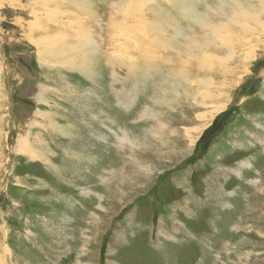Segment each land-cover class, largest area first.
<instances>
[{
	"label": "rangeland",
	"instance_id": "1",
	"mask_svg": "<svg viewBox=\"0 0 264 264\" xmlns=\"http://www.w3.org/2000/svg\"><path fill=\"white\" fill-rule=\"evenodd\" d=\"M200 1L0 0L2 263L264 264V0ZM111 18L154 60L109 45Z\"/></svg>",
	"mask_w": 264,
	"mask_h": 264
},
{
	"label": "bare ground",
	"instance_id": "2",
	"mask_svg": "<svg viewBox=\"0 0 264 264\" xmlns=\"http://www.w3.org/2000/svg\"><path fill=\"white\" fill-rule=\"evenodd\" d=\"M43 1V0H42ZM46 1V0H45ZM159 1H161V0H159ZM188 1H190V2H188ZM140 2V1H139ZM138 2V3H139ZM181 2H183L184 4H185V8H183V7H181L182 8V10L184 11V13L186 12V13H189V16H192L193 17V15H195V14H197L198 13V11L197 10H194L193 9V6L195 7V6H197V5H199L202 1H200V0H195V2H193L192 0H181ZM148 3H153V2H147V4H144V6H148ZM172 4V3H171ZM240 4H242L240 1H237V0H234V1H232V3L230 4V7H232V9H234L235 7H238ZM123 5V4H122ZM176 5V4H175ZM227 5H229V4H226V6ZM42 6V5H41ZM138 6L140 7V8H142L143 7V4H138ZM225 5H220V9L222 10V11H226V7ZM47 7V6H46ZM119 7V6H118ZM117 7V8H118ZM59 9V8H58ZM187 11H186V10ZM230 9V8H229ZM29 10V9H28ZM240 10H242L243 12H238V13H240V14H246V10H243V9H240ZM29 13H27L26 15H27V17H31V22L33 23L32 25H29L28 26V29L27 30H25V32H23L24 33V35H23V37L22 38H28V39H32L33 38V45L38 49V54H39V56H40V59L42 60L43 58L41 57V54H40V52H42V43H39L40 41L38 40V37L37 38H34L35 37V33H44V32H35V31H33L34 29H37V25H38V28L40 27V25H41V23H39V18L41 17V18H43L44 17V10H42V12H40V11H37L36 12V9L34 10V9H31V10H29L28 11ZM52 12H54V11H52ZM214 11H212V9H210L209 7H208V10L206 11V14L205 15H203L204 16V18L202 17V24H201V26L200 27H198V28H195V27H193L195 30H197V29H202V28H204V33H206V34H209L212 38H213V36L215 37V39H216V34H217V32L219 31V30H222L221 29V26H219L218 25V23H215V21H211L212 20V16L214 17H216V18H219V13H218V11H216V12H214ZM55 13H57V12H55ZM67 13V12H66ZM69 13V12H68ZM200 13V12H199ZM62 14V13H61ZM210 14V17H208V15ZM46 15V14H45ZM56 15V14H55ZM197 16V15H196ZM52 18V17H51ZM197 18V17H196ZM215 18V19H216ZM250 17H248L247 19H249ZM61 19V18H60ZM193 19V18H192ZM190 17H189V21H191L192 20ZM61 20H63V19H61ZM203 20H207V22L205 23V24H203ZM169 21V20H168ZM172 21V20H171ZM174 21V20H173ZM188 21V22H189ZM201 21V20H200ZM38 22V23H37ZM108 22V24H109V26L108 25H106V28H107V35L108 36H110V37H106V39H104V40H107L108 41V43H109V45H110V43H112V42H114V41H116L117 43H118V41L120 40V42L123 40V39H125V41H126V43H127V45L128 46H131L130 44H132V45H134L135 46V43H134V38L133 37H130V36H128V35H126V34H124L121 30H118V31H116L118 28H120L119 26H116L115 24H113L114 26L112 27L111 26V24L110 23H113L112 22V18L110 19V20H108L107 21ZM71 23H72V21H71ZM160 23V22H159ZM174 23V22H173ZM191 23H193V22H191ZM191 23H189V24H191ZM213 23V24H212ZM37 24V25H36ZM154 25H152V24H147L145 27V30H146V33L145 32H143V33H141V34H139V38L140 39H142V42L144 43V45L145 44H150V40L152 41L154 38H149L148 37V33L150 32V30H156V27L155 26H158V25H156L157 24V22H156V24L155 23H153ZM163 24V23H162ZM168 24H170V25H168ZM167 25L168 26H170V28L172 29V30H174V31H176V33H175V39H178V37H180V35H181V33H182V29L181 28H179L178 27V29H176V28H174L173 27V24L172 23H168ZM215 24V25H214ZM64 25V24H63ZM65 26V25H64ZM205 26V27H204ZM65 27H67L68 28V30H70V31H72L68 26H65ZM193 28H191V32H193ZM224 29V28H223ZM120 34V35H119ZM137 34V33H136ZM61 35V34H60ZM119 35V36H118ZM194 35V34H193ZM181 36H183V34L181 35ZM240 37H243V36H240ZM225 39V38H224ZM107 41H106V43H107ZM240 42H241V40H239ZM195 41L194 40H192V42L190 43V44H192V45H195V43H194ZM224 42H226L227 44H229L228 43V41L225 39L224 40ZM158 43H160V41L158 40ZM238 43L239 42H237V47L239 48V46H238ZM122 45H123V43H122ZM54 46V45H53ZM118 46H121V45H118ZM157 45H155V44H150V45H147V46H144L142 49H140V48H136V46H135V48H136V59L138 60V59H147V58H149L150 60H154L151 56H150V53H148L147 52V49L148 48H150L151 47V50L153 49V47H156ZM163 46V48L161 49V51L160 52H163V55L164 54H166L167 53V50L168 49H170V45H166V44H163L162 45ZM232 47V48H231ZM52 48V47H51ZM56 48V47H55ZM190 48H192V46L190 47ZM43 49H44V47H43ZM114 49H116V48H114ZM124 50V54H123V56H122V58H126V59H128V61L130 60V59H133L132 57H131V55H129L128 53H126L127 51H131V48L130 47H127V46H125L124 48H122V47H118V50ZM55 50H57V49H55ZM154 50H155V48H154ZM163 50V51H162ZM227 50L229 51V53H232L233 51H234V47L232 46V42L229 44V46L227 47ZM71 51H73V50H71ZM131 53H132V51H131ZM60 54V56L62 57V56H64V61H65V63H67L68 62V64H69V62H71L70 61V57H68V58H66V53H59ZM121 54V53H120ZM135 58V57H134ZM165 58H168V60H170V58L171 57H168V56H166ZM190 59H192V58H194V56H190L189 57ZM209 58V57H208ZM208 58H203L202 60H201V63L200 64H202V62H203V64L204 65H211L212 63H211V61L208 59ZM158 59V58H157ZM223 60V59H222ZM132 61H134V60H132ZM143 61V60H142ZM161 61V60H160ZM171 61V60H170ZM187 61V60H186ZM218 61V60H217ZM219 61H221L220 59H219ZM208 62V63H207ZM163 63V62H162ZM169 63V62H168ZM224 63H226V62H224ZM164 64H165V62H164ZM172 64H174V62L172 63ZM186 64H187V62H186ZM71 65V64H70ZM79 68L80 70H84L85 69V67L84 66H82V65H79V66H76V65H74V68ZM199 68H201V67H199ZM206 68V67H205ZM208 68V67H207ZM177 69H179L178 67H177ZM209 69H213V67H209ZM201 69H199V71H200ZM214 70V69H213ZM173 74H174V76L176 75V74H178L177 72H174L173 71ZM141 77V76H140ZM172 77H173V75H172ZM182 77V76H181ZM141 78H143V77H141ZM176 87H177V85H175L174 86V88L172 89H170V90H172L171 91V94H173V96L175 97V96H177L176 94H177V90H176ZM169 90V91H170ZM169 91H167V93L169 92ZM165 93V92H164ZM205 93H206V91H205ZM125 136L127 137V139H129V137L127 136V133L125 134ZM157 136H159V134L157 133ZM156 136V137H157ZM123 138V137H122ZM123 140V139H122ZM124 142V141H123ZM127 142V141H126ZM128 143H129V141H128ZM20 146V143L18 144V147ZM137 147V146H136ZM31 154V152L29 151V152H27V154ZM89 245H91V244H89ZM202 262V261H201ZM0 264H5V263H2V260H0Z\"/></svg>",
	"mask_w": 264,
	"mask_h": 264
},
{
	"label": "trees",
	"instance_id": "3",
	"mask_svg": "<svg viewBox=\"0 0 264 264\" xmlns=\"http://www.w3.org/2000/svg\"><path fill=\"white\" fill-rule=\"evenodd\" d=\"M225 126H226V124H221V123H220V124H219L220 129H219L218 131H220V130L222 131V130L225 128ZM219 127H218V128H219ZM213 128H216V125L211 126L208 130H212ZM221 131H220V132H221ZM212 140L214 141V140H216V138H213ZM195 154H196V153H195ZM196 157H197V156L195 155V156H193L191 159L194 160ZM165 174H169V172H165ZM161 177L163 178L164 175H162ZM144 200H145V199H144ZM101 249H102V248H101ZM147 250L149 251V247L147 248ZM100 262H101V260H100Z\"/></svg>",
	"mask_w": 264,
	"mask_h": 264
},
{
	"label": "crops",
	"instance_id": "4",
	"mask_svg": "<svg viewBox=\"0 0 264 264\" xmlns=\"http://www.w3.org/2000/svg\"><path fill=\"white\" fill-rule=\"evenodd\" d=\"M60 6H61V5H60ZM25 56H26V55H25ZM25 56H24V57H25ZM0 57H2L1 54H0ZM40 81H41V80H40ZM40 81H39V83H40ZM39 83H37L36 85H39ZM43 83H44V81H43ZM43 86H44V84H43ZM35 98H36V93H34V96L31 97V99L36 103V99H35Z\"/></svg>",
	"mask_w": 264,
	"mask_h": 264
}]
</instances>
